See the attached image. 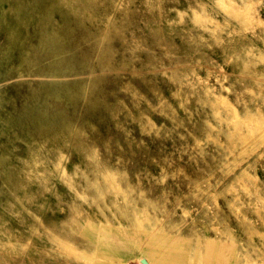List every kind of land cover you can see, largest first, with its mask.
Instances as JSON below:
<instances>
[{"label": "rangeland", "instance_id": "1", "mask_svg": "<svg viewBox=\"0 0 264 264\" xmlns=\"http://www.w3.org/2000/svg\"><path fill=\"white\" fill-rule=\"evenodd\" d=\"M57 2L0 0V264H264V0Z\"/></svg>", "mask_w": 264, "mask_h": 264}, {"label": "bare ground", "instance_id": "2", "mask_svg": "<svg viewBox=\"0 0 264 264\" xmlns=\"http://www.w3.org/2000/svg\"><path fill=\"white\" fill-rule=\"evenodd\" d=\"M57 7L61 11V13L71 14L77 23H83L85 18L95 16L94 0H58ZM58 36L59 37L56 38L54 48L59 51V56H62L65 51H68V45L67 41L63 40L60 35ZM37 161H39L38 157L35 158V162ZM59 243L61 244L62 242ZM22 244L23 241L17 236H15L14 238L8 236L7 239L0 238V252L5 251L9 255H12L16 252L17 246ZM63 246L65 247L66 251L72 253L73 255L88 257L85 253L79 252L76 248L69 244L64 243ZM176 248L177 246L175 245L171 246L172 250ZM181 251L185 250L182 249Z\"/></svg>", "mask_w": 264, "mask_h": 264}]
</instances>
